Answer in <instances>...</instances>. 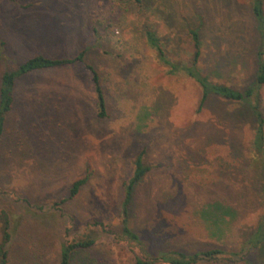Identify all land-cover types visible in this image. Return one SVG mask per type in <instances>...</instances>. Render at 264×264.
I'll return each instance as SVG.
<instances>
[{
  "label": "rangeland",
  "instance_id": "obj_1",
  "mask_svg": "<svg viewBox=\"0 0 264 264\" xmlns=\"http://www.w3.org/2000/svg\"><path fill=\"white\" fill-rule=\"evenodd\" d=\"M153 3L141 9L126 0H0V87L5 72L35 56L86 51L107 104L101 119L85 64L16 80L0 137L8 264H59L63 245L86 239L95 243L74 264H135L136 246L120 238V204L142 151L152 170L135 189L130 219L143 254L221 248V259L232 255L231 262L201 264H246L243 245L264 216L251 113L217 98L200 106L199 85L168 75L144 33L148 26L173 36L164 21L172 13L174 27L194 23L208 42L204 64L212 79L242 88L255 77L253 49L261 43L250 0ZM217 61L224 62L220 71L212 68ZM246 260L264 264V252Z\"/></svg>",
  "mask_w": 264,
  "mask_h": 264
},
{
  "label": "trees",
  "instance_id": "obj_2",
  "mask_svg": "<svg viewBox=\"0 0 264 264\" xmlns=\"http://www.w3.org/2000/svg\"><path fill=\"white\" fill-rule=\"evenodd\" d=\"M14 2L15 0H9ZM134 6L145 9L147 6L155 4L153 0H126ZM250 7L255 16L257 27L260 32L261 43L253 49L255 56V77L249 85L235 87L220 83L212 79L209 67L205 65L208 59L207 39L203 36L202 29L194 23L187 22V26L174 27L169 20L164 19L165 25L170 29V34L162 35L160 31L146 27V45L152 51L158 64L166 69L170 76H179L194 80L202 90V100L200 106L204 105L210 98L223 99L229 103L247 106L254 121V139L251 151L254 153V162L260 168L262 175V195L264 198V114L261 109V89L264 86V0H250ZM161 8L156 7L159 12ZM189 23V24H188ZM178 34V39L175 35ZM236 45V44H235ZM240 47V46H239ZM244 51L243 47L239 49ZM238 49V50H239ZM86 51L81 52L73 58L51 59L45 56H35L21 64L13 71L4 73L0 87V137L4 132L6 115L12 110L14 103V87L18 78L35 71L62 68L76 64H85L92 76L93 88L98 117H107V104L101 86V81L97 70L87 64L85 59ZM231 59V58H229ZM232 60L235 61L234 58ZM225 64L227 60L225 59ZM223 62V63H224ZM223 63L217 61L212 67L220 71ZM230 66V65H228ZM145 151L140 152L133 161V172L131 178L123 185V199L120 204L121 210V236L120 238L128 244H134L135 264H201L206 262H231L233 256L224 258L220 256L227 254L221 248L199 251L192 254L184 252H159L157 256H145L140 249L141 241L139 235L131 227L130 206L134 198L136 187L144 180L152 168L146 163ZM259 159V160H258ZM86 183V179L76 181L71 190V197L78 194L81 187ZM1 243H0V264H8V243L11 240L9 233L10 220L8 214L0 208ZM101 229L104 225L98 224ZM92 239L78 240L62 246L59 257V264H74L76 256L80 251L88 250L94 245ZM252 251L264 252V216L256 227L253 234L243 245L244 252L242 260L248 264L246 258Z\"/></svg>",
  "mask_w": 264,
  "mask_h": 264
}]
</instances>
